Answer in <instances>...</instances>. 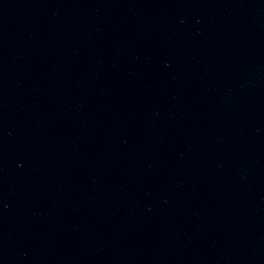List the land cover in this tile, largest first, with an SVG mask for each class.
<instances>
[{"label": "water", "instance_id": "water-1", "mask_svg": "<svg viewBox=\"0 0 264 264\" xmlns=\"http://www.w3.org/2000/svg\"><path fill=\"white\" fill-rule=\"evenodd\" d=\"M0 264H264V0H0Z\"/></svg>", "mask_w": 264, "mask_h": 264}]
</instances>
